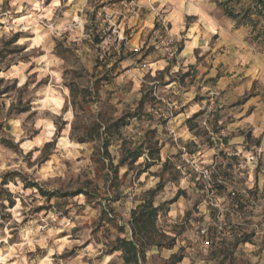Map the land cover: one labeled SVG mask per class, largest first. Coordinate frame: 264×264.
Returning <instances> with one entry per match:
<instances>
[{
	"label": "clouds",
	"instance_id": "9594fccd",
	"mask_svg": "<svg viewBox=\"0 0 264 264\" xmlns=\"http://www.w3.org/2000/svg\"><path fill=\"white\" fill-rule=\"evenodd\" d=\"M0 264H264V0H0Z\"/></svg>",
	"mask_w": 264,
	"mask_h": 264
},
{
	"label": "trees",
	"instance_id": "16d2710c",
	"mask_svg": "<svg viewBox=\"0 0 264 264\" xmlns=\"http://www.w3.org/2000/svg\"><path fill=\"white\" fill-rule=\"evenodd\" d=\"M148 215L152 216V215H154V213H149ZM147 219H148V217H145V220H147Z\"/></svg>",
	"mask_w": 264,
	"mask_h": 264
}]
</instances>
